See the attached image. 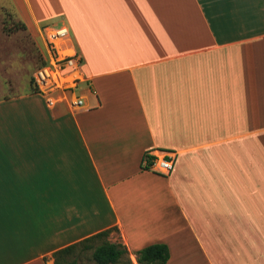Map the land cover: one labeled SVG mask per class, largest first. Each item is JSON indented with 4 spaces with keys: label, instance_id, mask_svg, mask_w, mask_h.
<instances>
[{
    "label": "crops",
    "instance_id": "crops-1",
    "mask_svg": "<svg viewBox=\"0 0 264 264\" xmlns=\"http://www.w3.org/2000/svg\"><path fill=\"white\" fill-rule=\"evenodd\" d=\"M18 1L30 29L70 30L86 91L79 109L37 95L21 111L27 160L0 103V264H49L106 230L130 257L165 244L167 264H264V0ZM71 125L102 206L54 152ZM159 151L170 176L146 168Z\"/></svg>",
    "mask_w": 264,
    "mask_h": 264
},
{
    "label": "rangeland",
    "instance_id": "rangeland-1",
    "mask_svg": "<svg viewBox=\"0 0 264 264\" xmlns=\"http://www.w3.org/2000/svg\"><path fill=\"white\" fill-rule=\"evenodd\" d=\"M17 4H20L18 0L17 3L16 0H0V103H4L3 100L11 102L2 107L9 115L7 132L13 131L14 127L17 128L16 132L21 135L22 145L25 144L22 151L24 152V160H27V157L30 156L37 158L40 147L32 143L33 138H35L31 133L30 122L32 119L29 116L19 115L22 110L27 109L30 102H35L41 106L40 95L34 89L32 79L36 69L40 68L46 60L45 42L41 32L48 26L40 27L41 30L38 27L30 29L21 20L16 9ZM70 37L74 41L71 32ZM80 88L82 91H86V85L82 84ZM81 93L78 94L82 95ZM55 123L59 126L64 125L62 121L53 122V124ZM46 127L49 128V126ZM66 127H69V125ZM39 129L40 126L32 123L33 131ZM57 135L58 137L56 136L54 142V152H57V155L64 153V162L61 163L66 179L73 180V183H78L79 179L81 182H87V185L91 188V191L88 192L89 196L98 205L102 206L100 193L96 189L88 160L81 150L74 127L71 125L69 130L66 128V132H60ZM47 136L45 139H48ZM46 151L49 152L48 144ZM40 161L36 164L38 171L40 173L47 171L45 159ZM113 240H116V243L120 241L116 234H110L109 237L94 242L93 246H97L103 241L112 242ZM92 253L93 250H85L82 246H78L66 258V264H98L93 260ZM49 264H54V258L51 259ZM118 264L139 263L137 258L134 261L133 257L129 255Z\"/></svg>",
    "mask_w": 264,
    "mask_h": 264
},
{
    "label": "built area",
    "instance_id": "built-area-1",
    "mask_svg": "<svg viewBox=\"0 0 264 264\" xmlns=\"http://www.w3.org/2000/svg\"><path fill=\"white\" fill-rule=\"evenodd\" d=\"M45 42L47 64L33 74V83L37 93L42 96L48 107L59 103L67 104L71 109L84 105L79 84L85 81L84 58L76 50L65 27H45L41 32ZM176 156L170 151H159L153 157L149 169L162 176H170L175 168Z\"/></svg>",
    "mask_w": 264,
    "mask_h": 264
},
{
    "label": "trees",
    "instance_id": "trees-1",
    "mask_svg": "<svg viewBox=\"0 0 264 264\" xmlns=\"http://www.w3.org/2000/svg\"><path fill=\"white\" fill-rule=\"evenodd\" d=\"M46 64L47 61L45 60L42 66ZM33 86L36 92H38L34 83ZM152 159L153 157L149 155L145 156L147 169H149ZM40 195L44 197L46 195V191H41ZM111 232L112 230L100 232L78 244H74L57 251L53 255L54 264H66V258L71 255L78 246H82L85 250H93L92 258L98 264H118L129 256V251L126 246L121 243H111L109 241H103L101 244L93 246L94 242L98 240L101 241L102 239L109 237ZM136 256L139 264H167L170 260V250L165 244H154L138 251Z\"/></svg>",
    "mask_w": 264,
    "mask_h": 264
},
{
    "label": "bare ground",
    "instance_id": "bare-ground-1",
    "mask_svg": "<svg viewBox=\"0 0 264 264\" xmlns=\"http://www.w3.org/2000/svg\"><path fill=\"white\" fill-rule=\"evenodd\" d=\"M133 259H134V261H136V258L135 257H133Z\"/></svg>",
    "mask_w": 264,
    "mask_h": 264
}]
</instances>
